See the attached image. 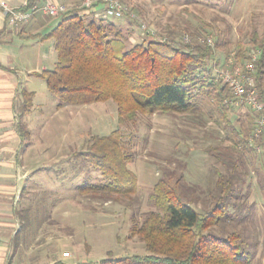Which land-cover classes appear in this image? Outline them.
<instances>
[{
	"label": "rangeland",
	"instance_id": "1",
	"mask_svg": "<svg viewBox=\"0 0 264 264\" xmlns=\"http://www.w3.org/2000/svg\"><path fill=\"white\" fill-rule=\"evenodd\" d=\"M117 1L125 9L120 17L107 10V1L54 0L67 9L79 10L87 20L93 18L95 9H102L98 18L122 28L129 38L127 46L151 37L179 47L211 46L215 52L209 61L211 74L222 83L228 71L253 61L252 56L257 55L258 63L260 49L255 43L264 40V0ZM87 3L92 5L87 7ZM47 65L49 69L55 66L50 61ZM254 71L256 80V64ZM33 79L34 147L26 161L35 171L23 201L24 207L32 208L31 224L23 231L16 250L13 245L10 264L13 260L24 264H101L107 258L145 254L143 241L131 228L155 210L151 196L161 178L178 181L184 201L197 212L210 207L218 193L220 174L230 171L218 155L233 143L227 122L206 95L196 94L194 108L188 113L139 114L135 124L120 126L118 107L112 100L59 107L45 80L37 75ZM227 101L231 106L227 118L238 129L244 130L252 121L257 127L249 108L234 97ZM117 128L134 156L128 168L136 175L137 190L131 197L103 202L79 192L86 183L100 185L107 180L76 154L93 136L108 135ZM254 136L264 141V130H254ZM249 145L255 152H264V146ZM236 165L243 180L238 186L240 199L234 202L237 206L230 207L228 219L210 232L241 231L244 250L252 254L253 263L264 264V166L256 154L246 155Z\"/></svg>",
	"mask_w": 264,
	"mask_h": 264
},
{
	"label": "trees",
	"instance_id": "2",
	"mask_svg": "<svg viewBox=\"0 0 264 264\" xmlns=\"http://www.w3.org/2000/svg\"><path fill=\"white\" fill-rule=\"evenodd\" d=\"M40 0H28L27 9ZM87 20L77 9L59 15L58 24L42 38L53 40L57 62L53 69L36 75L45 80L48 90L65 104L88 105L112 100L118 107L119 125L135 124L139 114H185L194 108L193 97L204 94L223 115L232 145L218 155L230 170L219 176L218 193L208 209L197 212L184 201L178 181L161 178L151 196L155 210L145 214L141 223H134L132 234L145 245L143 255L107 258L101 264H254L252 254L244 250V234L239 230L217 235L210 232L228 219L231 206L240 199L236 164L246 155L256 154L264 166V141L254 136L252 121L244 130L227 118L231 109L227 98L233 97L228 85L212 77L209 61L215 56L211 46L179 47L167 40L151 37L127 46L128 37L113 22L99 19L92 12ZM253 39L256 41V34ZM193 35V34H192ZM216 46H219L218 44ZM255 46L260 49L256 81L264 102V40ZM242 51V48L240 49ZM241 54L237 57H240ZM195 91H197L195 93ZM21 107L22 115L32 111V95H27ZM254 113L251 120H256ZM239 138V139H238ZM239 145V148H238ZM258 154V155H257ZM76 156L98 168L107 182L78 188L103 202L131 197L137 190L136 175L128 168L132 152L123 141L120 128L108 135L93 136L88 146ZM32 208L18 212L20 230L13 245H20L21 236L31 224Z\"/></svg>",
	"mask_w": 264,
	"mask_h": 264
},
{
	"label": "crops",
	"instance_id": "3",
	"mask_svg": "<svg viewBox=\"0 0 264 264\" xmlns=\"http://www.w3.org/2000/svg\"><path fill=\"white\" fill-rule=\"evenodd\" d=\"M6 1L17 8L28 4V0ZM47 2L54 0H40L39 4ZM101 10L95 9L97 16H101ZM58 22L59 17L37 12L26 23L10 25L0 8V264H10L13 240L20 230L18 212L24 207V193L33 180L35 170L26 161L34 147L31 141L36 98L33 78L49 69L48 61L54 65L57 62L54 41L42 37ZM27 95H32V111L22 115L21 107ZM22 262L13 260L14 264Z\"/></svg>",
	"mask_w": 264,
	"mask_h": 264
},
{
	"label": "built area",
	"instance_id": "4",
	"mask_svg": "<svg viewBox=\"0 0 264 264\" xmlns=\"http://www.w3.org/2000/svg\"><path fill=\"white\" fill-rule=\"evenodd\" d=\"M107 1V10L114 13L115 16H122L125 11L124 6L117 0H99ZM92 3H87L90 7ZM0 8L4 11L7 21L10 25H18L28 22L37 12H43L49 16H59L67 12L64 4L47 2L44 4H34L33 6L24 9L11 6L6 0H0ZM253 61H245L244 65L237 66L235 69L228 71L226 77H222L223 83L231 89L233 97L237 103L243 107L249 108L256 116L257 127L255 132L264 130V102L261 99L257 88L254 70L257 60V55L252 56ZM222 76V75H221ZM1 162V153H0Z\"/></svg>",
	"mask_w": 264,
	"mask_h": 264
}]
</instances>
